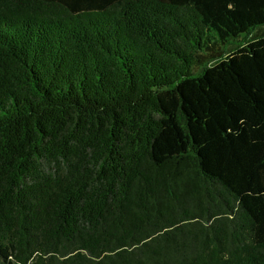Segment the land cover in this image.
<instances>
[{"label": "trees", "instance_id": "1", "mask_svg": "<svg viewBox=\"0 0 264 264\" xmlns=\"http://www.w3.org/2000/svg\"><path fill=\"white\" fill-rule=\"evenodd\" d=\"M264 0H0V264H264Z\"/></svg>", "mask_w": 264, "mask_h": 264}, {"label": "rangeland", "instance_id": "2", "mask_svg": "<svg viewBox=\"0 0 264 264\" xmlns=\"http://www.w3.org/2000/svg\"><path fill=\"white\" fill-rule=\"evenodd\" d=\"M261 30H264V28H262Z\"/></svg>", "mask_w": 264, "mask_h": 264}]
</instances>
